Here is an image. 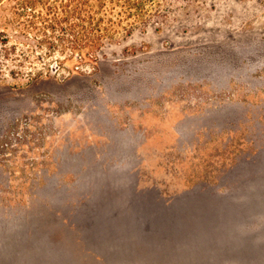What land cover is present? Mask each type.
<instances>
[{"label": "rangeland", "instance_id": "374dc122", "mask_svg": "<svg viewBox=\"0 0 264 264\" xmlns=\"http://www.w3.org/2000/svg\"><path fill=\"white\" fill-rule=\"evenodd\" d=\"M151 1L79 63L0 22V264H264V0Z\"/></svg>", "mask_w": 264, "mask_h": 264}, {"label": "trees", "instance_id": "16d2710c", "mask_svg": "<svg viewBox=\"0 0 264 264\" xmlns=\"http://www.w3.org/2000/svg\"><path fill=\"white\" fill-rule=\"evenodd\" d=\"M150 2L147 5L145 0H0V22L13 25L15 33L26 40L34 39L35 45H45L50 51L63 48L79 63L93 61L121 34L127 38L137 30L145 31L153 20L171 12ZM8 29L6 26L0 30V38H6L2 39L4 43L10 41ZM124 238H130L138 248L148 241L141 233L119 239Z\"/></svg>", "mask_w": 264, "mask_h": 264}]
</instances>
